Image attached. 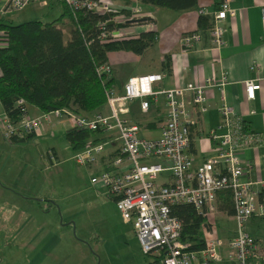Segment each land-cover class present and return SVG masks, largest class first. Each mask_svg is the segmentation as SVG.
Segmentation results:
<instances>
[{"label":"built area","instance_id":"1","mask_svg":"<svg viewBox=\"0 0 264 264\" xmlns=\"http://www.w3.org/2000/svg\"><path fill=\"white\" fill-rule=\"evenodd\" d=\"M37 0H7L3 13H14ZM74 7L86 11L110 12L129 10L130 16L116 14L101 22L100 37L104 41L138 37L127 29L128 25L140 23L147 31L153 30L151 14L142 6L118 7L113 0H65ZM233 0H220L212 11L209 29L212 48L219 52L223 35L227 30L225 20L233 17ZM264 20V4L261 7ZM134 18H145L141 22H127ZM127 23L128 25L107 29L106 23ZM198 31L184 33L180 37V50L188 52L199 43ZM7 45V34L0 30V47ZM256 63L250 65L257 70ZM99 73L106 79L112 76L109 64L101 65ZM166 76L165 72L148 73L130 77L124 84L123 93L116 94L113 88L107 90L108 112L91 115L77 113L70 108H58L40 116L25 112L17 123L4 116L0 127L5 138L22 137L26 133L42 130L44 121L50 117H66L71 127H78L94 133L85 141L82 149L74 152L72 158L78 165L97 166L91 174L90 183L98 185L100 193L112 199L122 220L130 223L143 254L150 256L151 264H215L224 259L234 264H264V242L244 232V223L251 217L264 215V176L255 180H242L244 172L254 161L243 158L245 149L255 148L259 135L250 130L245 121L233 108L224 102L223 88L229 82L228 73L221 71L209 76L202 83L188 82L155 90L153 82ZM247 97L252 99L260 87L257 80L244 82ZM217 87L222 91V103L218 108L221 122L218 129H210L207 138L215 142V153L196 168L189 154L191 128L198 123L199 116L207 108L205 90ZM164 95L167 114L157 138L141 136L138 123L125 116L129 109L127 102L140 99V109L146 112L150 98ZM19 100L18 103H22ZM118 142V143H117ZM110 148L111 150H109ZM50 165L57 163V156L49 149L45 158ZM152 158L161 159L153 161ZM229 189L232 193L237 231L226 243L213 233L212 219L216 215L218 191ZM192 204L202 217L210 221L204 231V247L189 249V243L180 239L182 221L171 214L175 204ZM226 246L225 253L223 248Z\"/></svg>","mask_w":264,"mask_h":264},{"label":"crops","instance_id":"2","mask_svg":"<svg viewBox=\"0 0 264 264\" xmlns=\"http://www.w3.org/2000/svg\"><path fill=\"white\" fill-rule=\"evenodd\" d=\"M6 2L7 0H0V20L11 21L13 13H3L2 11ZM38 2L42 8H47L46 13L53 7L52 0H38ZM216 2H220V0H197L194 8L183 11L142 4L144 12L151 14L150 19L153 22V31L157 34V38L142 54L124 50L110 51L108 53V62L112 67V88L113 90L115 88L116 94H122L123 84L117 85L119 79H126L125 81L127 82L132 76L148 73H166V76L153 82L152 85L155 90H163L174 86H183L188 82L199 84L209 76L218 75L221 71H226L229 82L223 88L224 102L233 108L234 112L245 121L250 130L259 135L258 145L255 148L249 147L245 149L241 154L243 158L254 161V165L244 172L241 179L255 180L264 176V20L261 17V7L264 4V0H233L231 2V7L235 10V14L231 18L228 17L224 22L227 30L223 35V45L220 47L219 52L212 48L209 33L212 11L216 9ZM137 3V0H130L129 3L126 0H118L116 2L119 7H128ZM59 5L61 7L60 2ZM58 12L60 14L61 9ZM200 14L209 16L207 20L203 21L202 26H199ZM127 29L138 36L142 31H147L146 26L140 23L128 25ZM192 31H198L201 39L194 49L182 52L180 50V37L184 33ZM166 56L170 57V73H167L164 68ZM252 63H256L259 68L251 70L250 65ZM127 65L136 67L128 68L124 74L122 71ZM247 79L257 80L260 84V87L255 90L252 99L247 97L245 90L244 82ZM205 94L207 108L199 116L198 123L191 128L189 154L192 157L194 168L215 153V142L207 138V132L210 129L221 131L218 129L221 122L218 108L222 103V91L217 87H211L205 90ZM136 100L137 107L140 108V99H135L133 102ZM0 106V120L3 121L5 113L2 104ZM28 107L29 105H27V112L30 116H40L42 114L36 106H34L36 109L33 112ZM129 113L130 109L127 115ZM142 113L153 116L148 118V122L150 124L154 123L151 124V129H158L160 134V129L167 114L164 95L159 93L156 100L150 98L148 110ZM63 118L67 121L63 120ZM127 118L138 123L141 134V122L136 118H130V116ZM55 119L56 124L61 123L66 129L71 127V123L66 117ZM47 121L50 122L51 118ZM50 124H54L53 120ZM49 149L54 151L58 162L59 155L56 147L52 146ZM49 149L41 151L44 159ZM108 149L111 150L110 148ZM151 160L158 161L156 158ZM27 164H29L27 156L24 155L23 158L21 156L19 158L15 157L0 166L2 180L0 182V206L12 203L13 211H18L15 217L18 216L19 222L16 221V233L13 237H16V239L17 236L19 237L20 246L41 243L40 247H43V243L52 240L51 230L47 224L43 223L42 219L39 223L37 222L38 224L30 225L27 211H45L42 203L50 202L51 200L56 201V199L41 191L44 179H42L40 184L36 174H31L30 171L28 174ZM87 166H91L94 170L92 174L97 172V166ZM47 168L45 166V169ZM10 170L15 174L12 175L9 172ZM8 173L9 175H7ZM217 204L216 199V211L224 213L223 210L218 209ZM47 211L51 210L47 209ZM117 212L120 216L118 210ZM255 217H251L250 220ZM123 223L125 222L123 221ZM39 235L40 238L37 239ZM256 240L258 241V239ZM223 241L226 242L227 240ZM150 262H152V259H149L148 264H151ZM227 262L228 260H222L215 264H227Z\"/></svg>","mask_w":264,"mask_h":264},{"label":"trees","instance_id":"3","mask_svg":"<svg viewBox=\"0 0 264 264\" xmlns=\"http://www.w3.org/2000/svg\"><path fill=\"white\" fill-rule=\"evenodd\" d=\"M61 13L54 19H31L13 23L0 20V30L7 34V45L0 47V103L6 118L17 123L27 105L36 106L42 113L58 108H70L77 113L91 115L106 104L107 90L113 86V78L106 79L99 73L101 65L108 64L110 51H131L142 54L152 45L157 34L153 30L142 31L138 37L110 41L101 39L99 24L116 14L130 16L127 9L120 11H86L74 7L65 0H58ZM127 3L130 0H126ZM137 4L183 11L195 7L197 0H137ZM220 2L215 3V8ZM209 16L200 14L199 26ZM127 23H106L111 29ZM166 72H171L170 57L164 61ZM23 100L22 103H18ZM87 129L70 127L65 136L73 151L83 148L93 135ZM35 132L22 137L12 136L11 142L33 139ZM217 207L232 215L234 211L231 190L218 191ZM171 214L182 221L180 239L189 243V249L204 247V231L210 221L202 217L189 203L175 204ZM145 255V254H144ZM147 256V255H146ZM150 257V256H149ZM151 263V262H150Z\"/></svg>","mask_w":264,"mask_h":264},{"label":"rangeland","instance_id":"4","mask_svg":"<svg viewBox=\"0 0 264 264\" xmlns=\"http://www.w3.org/2000/svg\"><path fill=\"white\" fill-rule=\"evenodd\" d=\"M52 1L53 7L47 13V8H42L37 0L14 12L11 21L20 23L31 19L52 20L61 9L58 0ZM113 1L115 4L118 2ZM135 67L127 65L122 72L125 74L128 68ZM125 80L119 79L117 85H124ZM114 92L116 93L115 88ZM127 106L130 113L125 115L141 122V136L159 137V130L151 129V124L154 123L148 122V118L153 116L144 115L137 107V100L127 102ZM28 108L32 112L36 109L32 105ZM100 111L106 113L107 105ZM50 118L54 124L44 121V128L38 130L33 139L18 143L5 138L0 127V166L15 157L23 158L26 155L28 174L29 171L36 174L40 184L44 179L41 191L56 199L42 203L45 211H27L30 225L34 226L42 219L51 230L52 240L43 243V247H40L41 243L20 246L19 237H13L16 233V221L19 222L18 216L15 217L18 211H13L12 203L0 206V264H148L151 258L142 253L132 225L123 223L112 199L100 194L98 185L90 183L94 170L91 166L78 165L73 160V150L65 136L66 127L61 123L56 124V117ZM63 120L67 121L65 118ZM52 146L57 149L58 162L45 169L49 161L47 157H42L41 151ZM9 172L15 174L11 170ZM211 223L213 233L223 240H228L237 231L234 217L220 211L216 212ZM243 230L259 242H264V215L247 220ZM39 238L40 235L37 239ZM225 250L226 246L223 253Z\"/></svg>","mask_w":264,"mask_h":264},{"label":"water","instance_id":"5","mask_svg":"<svg viewBox=\"0 0 264 264\" xmlns=\"http://www.w3.org/2000/svg\"><path fill=\"white\" fill-rule=\"evenodd\" d=\"M143 20H145V18H134V19L128 20L127 22H129V23H131V22H141Z\"/></svg>","mask_w":264,"mask_h":264}]
</instances>
